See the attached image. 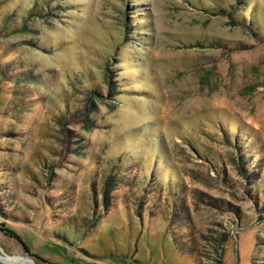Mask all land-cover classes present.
<instances>
[{"label":"rangeland","instance_id":"1","mask_svg":"<svg viewBox=\"0 0 264 264\" xmlns=\"http://www.w3.org/2000/svg\"><path fill=\"white\" fill-rule=\"evenodd\" d=\"M0 255L264 264V0H0Z\"/></svg>","mask_w":264,"mask_h":264},{"label":"bare ground","instance_id":"2","mask_svg":"<svg viewBox=\"0 0 264 264\" xmlns=\"http://www.w3.org/2000/svg\"><path fill=\"white\" fill-rule=\"evenodd\" d=\"M17 259H18L17 257H4V256L0 255V260H1L4 264L10 263L11 261H15V260H17Z\"/></svg>","mask_w":264,"mask_h":264},{"label":"trees","instance_id":"3","mask_svg":"<svg viewBox=\"0 0 264 264\" xmlns=\"http://www.w3.org/2000/svg\"><path fill=\"white\" fill-rule=\"evenodd\" d=\"M96 94L100 95L99 91H95ZM108 183V182H107ZM108 194V192L106 190H104V195L106 197V195Z\"/></svg>","mask_w":264,"mask_h":264},{"label":"water","instance_id":"4","mask_svg":"<svg viewBox=\"0 0 264 264\" xmlns=\"http://www.w3.org/2000/svg\"><path fill=\"white\" fill-rule=\"evenodd\" d=\"M0 264H4V263L0 260Z\"/></svg>","mask_w":264,"mask_h":264}]
</instances>
